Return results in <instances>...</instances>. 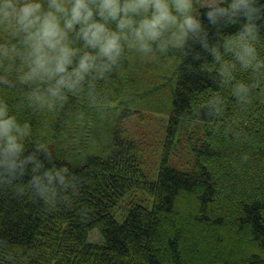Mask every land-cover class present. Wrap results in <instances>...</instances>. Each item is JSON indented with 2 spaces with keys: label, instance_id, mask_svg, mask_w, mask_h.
<instances>
[{
  "label": "trees",
  "instance_id": "1",
  "mask_svg": "<svg viewBox=\"0 0 264 264\" xmlns=\"http://www.w3.org/2000/svg\"><path fill=\"white\" fill-rule=\"evenodd\" d=\"M211 65L198 44L187 56L131 57L102 83L97 103L71 97L55 112L29 107L21 89L0 84L53 162L79 181L54 210L0 187V264H264V84L241 108L210 78ZM215 95L223 109L209 115ZM133 115L139 128L164 123L160 159L145 154L144 131L136 138L126 129ZM233 121L239 137L225 131Z\"/></svg>",
  "mask_w": 264,
  "mask_h": 264
},
{
  "label": "clouds",
  "instance_id": "2",
  "mask_svg": "<svg viewBox=\"0 0 264 264\" xmlns=\"http://www.w3.org/2000/svg\"><path fill=\"white\" fill-rule=\"evenodd\" d=\"M197 44L211 58L210 78L247 108L264 84V0H0V84L42 111L71 97L95 104L129 58L187 56ZM223 105L211 96L204 110L215 115ZM21 108L0 96V187L54 210L74 196L78 177L53 162ZM225 131L242 135L235 121Z\"/></svg>",
  "mask_w": 264,
  "mask_h": 264
},
{
  "label": "rangeland",
  "instance_id": "3",
  "mask_svg": "<svg viewBox=\"0 0 264 264\" xmlns=\"http://www.w3.org/2000/svg\"><path fill=\"white\" fill-rule=\"evenodd\" d=\"M123 119H125V117ZM138 121H139V116L133 115L131 117H128L124 122L125 125L130 123L129 125L126 126V129H128V127H132V130L134 132L133 136L136 138L137 136L140 135L144 136L143 134L138 133V128H139ZM144 128L145 127L142 128V126H140L139 129H141L140 131L142 132L144 131L147 134V138H145L146 140L145 154L153 158L152 157V154H154L153 152L157 151L158 152L157 156L154 158L160 159V156L162 155L167 145V139H168V134L164 123L163 122L155 123V124H151V126H148V128L146 129ZM127 212H128V207L125 208L122 203L115 208V215L120 222L124 220ZM99 240H100L99 232L93 231L90 235V241L98 242Z\"/></svg>",
  "mask_w": 264,
  "mask_h": 264
}]
</instances>
